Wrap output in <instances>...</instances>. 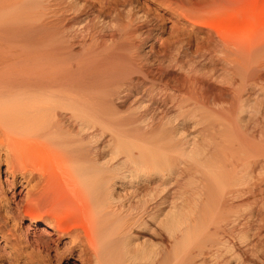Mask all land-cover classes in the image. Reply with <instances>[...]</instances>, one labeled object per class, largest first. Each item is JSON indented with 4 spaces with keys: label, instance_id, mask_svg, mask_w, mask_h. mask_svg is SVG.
Listing matches in <instances>:
<instances>
[{
    "label": "bare ground",
    "instance_id": "obj_1",
    "mask_svg": "<svg viewBox=\"0 0 264 264\" xmlns=\"http://www.w3.org/2000/svg\"><path fill=\"white\" fill-rule=\"evenodd\" d=\"M222 2L168 30L150 0H0L18 259L264 264V0Z\"/></svg>",
    "mask_w": 264,
    "mask_h": 264
},
{
    "label": "rangeland",
    "instance_id": "obj_2",
    "mask_svg": "<svg viewBox=\"0 0 264 264\" xmlns=\"http://www.w3.org/2000/svg\"><path fill=\"white\" fill-rule=\"evenodd\" d=\"M209 1L208 0H156V1L150 0V2H152V3H156L157 5H160V4L162 5L160 9H161V11L166 13L165 19H168V26H167L168 30L171 26V23L175 19V16L171 15L172 10L173 11L178 10V13L180 11H184L183 13H185V14L189 13L188 15H190V13L191 14L194 13L193 15H195V14L198 15L197 14V12H198L199 13L198 16L202 19L203 18L207 19L208 16L210 17L209 14H211V13L212 14H218V12H220V14H221V11L223 12V9H225V8H226L225 10L227 11V7H228L227 3H226L227 1L226 2H222L223 0H221L220 2L213 1L212 3H215V4H211V3H209ZM206 3H207V5H206ZM217 3H219V5ZM223 3H226L227 7ZM221 5H223V7ZM196 10H197V12H195ZM226 11L223 12L224 17L230 16L229 13L225 14ZM200 15L204 16V17H201ZM221 16L223 17L222 14H221ZM209 17H208V19H209ZM166 36H167V34L165 35V37ZM7 178H8V180L12 179L11 175L7 174L6 164L5 163L0 164V194H1L0 197H1V199H3L2 203L0 204L1 206H6L7 200L11 202L10 199L12 197L13 191H12V189L7 188V185H6ZM15 190H16V193H18V191L20 190V187L19 186L16 187ZM17 199L19 200V197ZM2 215L3 216L5 215V211H2ZM12 224H13V222H10V227H12ZM27 225H30L29 231L31 233L37 232V233H40L41 235H46L47 231H50V229L44 230L45 229V226H44L45 223L44 222H36L35 224L32 225V222L30 221V219L25 218L22 221H20L17 234L24 233V230H25ZM17 227H18V225H17ZM2 231H3V228H0V240H1L0 241V264H31V260L28 257H23L22 260L18 259V257H16L17 251L12 250V249H16V248L10 249L4 244V242H2V240H3V239H1ZM43 233H45V234H43ZM68 241H69L68 237L63 238L62 242L58 243L59 247H62L63 244L65 242L68 243ZM10 251H13V252H10ZM29 251H31V250H28V252ZM53 254H54V252H52V256H53ZM41 257H42V255H41ZM73 260H75L73 264H82L80 258L78 257V252L75 253ZM50 264H64V263H62V262L57 263L54 259H52Z\"/></svg>",
    "mask_w": 264,
    "mask_h": 264
}]
</instances>
